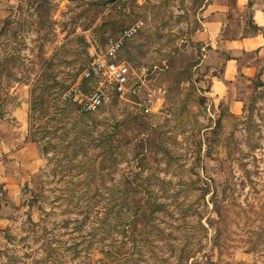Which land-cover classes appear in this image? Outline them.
<instances>
[{"label":"rangeland","instance_id":"1","mask_svg":"<svg viewBox=\"0 0 264 264\" xmlns=\"http://www.w3.org/2000/svg\"><path fill=\"white\" fill-rule=\"evenodd\" d=\"M210 1H11L0 34V264H264V89L252 84L264 83V52L241 58L253 77L224 83L241 102L235 114L212 81L229 42L257 31L249 9H235L215 15V49L199 41ZM139 21L117 57L126 92L79 115L64 93L108 37Z\"/></svg>","mask_w":264,"mask_h":264},{"label":"crops","instance_id":"2","mask_svg":"<svg viewBox=\"0 0 264 264\" xmlns=\"http://www.w3.org/2000/svg\"><path fill=\"white\" fill-rule=\"evenodd\" d=\"M12 0H0V34L1 28L9 15ZM248 8L250 12V23L257 28V33L250 34L247 37L232 40L229 42L230 56L222 68L220 78H214L212 81L211 90L218 98L226 99L227 104L233 111L238 113L241 110V102L237 99H227V86L224 83L231 81L237 76L238 71L242 74L253 77L255 68L248 65H241V58L244 54L256 52L260 56L264 52V35L261 29H264V5H259L256 0H229L217 1L211 0L205 6V14L208 19L204 23V30L200 32L199 41L208 44L211 48L215 49L221 42V32L223 31V20L215 18V15H225L235 9ZM264 54V53H263ZM5 228V221L0 219V240L2 239V232Z\"/></svg>","mask_w":264,"mask_h":264},{"label":"built area","instance_id":"3","mask_svg":"<svg viewBox=\"0 0 264 264\" xmlns=\"http://www.w3.org/2000/svg\"><path fill=\"white\" fill-rule=\"evenodd\" d=\"M141 27L142 22L139 21L123 29L117 37H108L102 54L93 59L83 72L81 83L64 93V99L76 105L79 115H93L108 105L113 96L122 97L126 92L129 69L117 57L124 42L132 38Z\"/></svg>","mask_w":264,"mask_h":264},{"label":"trees","instance_id":"4","mask_svg":"<svg viewBox=\"0 0 264 264\" xmlns=\"http://www.w3.org/2000/svg\"><path fill=\"white\" fill-rule=\"evenodd\" d=\"M257 31V28H255ZM260 76V74H259ZM253 84V88L254 90H258V89H264V83L260 80V77H258L256 80L252 81Z\"/></svg>","mask_w":264,"mask_h":264}]
</instances>
